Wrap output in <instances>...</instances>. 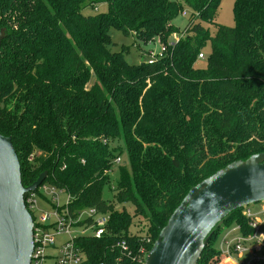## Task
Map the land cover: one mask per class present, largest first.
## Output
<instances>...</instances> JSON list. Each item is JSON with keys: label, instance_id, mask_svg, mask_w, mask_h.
<instances>
[{"label": "trees", "instance_id": "obj_1", "mask_svg": "<svg viewBox=\"0 0 264 264\" xmlns=\"http://www.w3.org/2000/svg\"><path fill=\"white\" fill-rule=\"evenodd\" d=\"M220 1L0 0V134L11 138L24 186L46 172L71 209L108 214L109 234L76 239L90 264H140L139 248L150 249L192 186L264 152V0H234L233 26L214 22ZM101 3L105 12L83 13ZM182 12L180 33L172 21ZM110 29L157 38L163 54L130 63L109 48ZM122 150L129 168L119 166L111 191L133 214L102 198ZM243 209L212 229L197 264L215 256L224 228L252 232ZM121 237L130 257L115 246Z\"/></svg>", "mask_w": 264, "mask_h": 264}, {"label": "water", "instance_id": "obj_2", "mask_svg": "<svg viewBox=\"0 0 264 264\" xmlns=\"http://www.w3.org/2000/svg\"><path fill=\"white\" fill-rule=\"evenodd\" d=\"M4 30L0 31V44ZM10 136L0 134V264H29L32 217L23 201L46 178L21 182ZM264 201V152L233 161L192 186L148 250L144 264H196L212 229L233 210Z\"/></svg>", "mask_w": 264, "mask_h": 264}, {"label": "built area", "instance_id": "obj_3", "mask_svg": "<svg viewBox=\"0 0 264 264\" xmlns=\"http://www.w3.org/2000/svg\"><path fill=\"white\" fill-rule=\"evenodd\" d=\"M182 15L186 13L182 12ZM163 51V47L158 52L151 51L147 59L151 62L161 57ZM198 58H204V54L199 53ZM115 161L120 162V157ZM63 194L67 195V201L61 204L60 198ZM23 201L33 222L29 264H90L76 239L86 236L101 238L109 234L106 227L109 217L107 213H99L95 208L78 211L71 209L70 194L47 182L46 178L34 190L24 193ZM260 204L262 206L259 211L251 209L250 205L244 206L242 214L252 232L243 235L237 225L239 233L233 237L226 235L222 238L217 253L211 259L212 264H222V255L226 254H249L246 260H239L240 264H264V235L261 233L264 224V201ZM82 227L89 229V233L74 237V231ZM59 238L62 241L58 244ZM115 246L121 255L130 257L132 249L127 239L119 238ZM147 252L144 247L139 248L136 255L138 263L144 264Z\"/></svg>", "mask_w": 264, "mask_h": 264}, {"label": "rangeland", "instance_id": "obj_4", "mask_svg": "<svg viewBox=\"0 0 264 264\" xmlns=\"http://www.w3.org/2000/svg\"><path fill=\"white\" fill-rule=\"evenodd\" d=\"M233 4H234V0H221L220 5H219L218 10H217V13H216V16H215V19H214V22L217 24H222V25H226V26H233L235 23L234 22V15H233ZM106 9H107V5L105 3H101V4L97 5L96 9L91 8V7L85 8L83 10V13L84 14H94V13H98V12H105ZM172 22L175 26L178 27V29L181 33L183 31L184 27L186 26L187 22H188L187 15L183 16L180 14ZM207 27L209 28L210 35L213 36L215 33V28H216L215 25L209 24ZM178 35H179V33L176 34L174 36V38ZM110 36H111L112 43L110 44L109 48L113 51H119L120 49L124 50L126 60L130 63H133V64H137V63H140L142 61H146L151 51L158 52L161 48V44L159 43L157 38L152 40L151 41L152 43H149V42L144 43V42H141L139 40H135V38H134L135 36L133 33H129L128 35H125L121 31L116 30V29H110ZM202 51H203L204 55L209 53V51H210L209 42H207L206 46L203 48ZM196 65H197V67L204 68L206 65L205 59H197ZM119 156L121 159L120 162H116L113 160L111 171L109 173L110 183L108 185L104 186L103 192H102V198L105 201L112 202L115 208L122 209V207H124L128 213L133 214V206L129 203L125 204V205L118 204L113 199V194L111 191V189L113 187H115L116 182L119 179V166H125V167L129 168V162H128V157H127L126 151L122 150ZM60 200H61V204L66 202L67 201V195L63 194L61 196ZM260 203L261 202L252 203V204H250V208L253 210H257L259 208ZM134 225H135V227H132V229H131V231H134V233H140V230L144 226L143 222L141 221V218H135ZM263 227H264V224H263ZM88 233H89V229L82 227V228H79L76 231H74L73 236L76 237V236H79L82 234H88ZM61 239L62 238L58 239V241H57L58 244L61 243V241H62ZM221 239H222V236H220L217 239V245L220 244L219 242L221 241ZM204 248H205V246H204ZM204 248H203V250H204ZM203 250H202V252H203ZM202 252H201V254H202ZM51 255H53V254H51ZM213 256L214 255H212L209 258L207 264H212L211 259L213 258ZM241 259L246 260L247 258L244 257ZM197 263H198V261H197Z\"/></svg>", "mask_w": 264, "mask_h": 264}, {"label": "crops", "instance_id": "obj_5", "mask_svg": "<svg viewBox=\"0 0 264 264\" xmlns=\"http://www.w3.org/2000/svg\"><path fill=\"white\" fill-rule=\"evenodd\" d=\"M261 204L259 205V208L257 209V210H255V211H259L260 210V208H261ZM239 232H238V229H237V224H232V225H230L229 227H226V228H224L223 230H222V232H221V234H220V236H222V238L223 237H225L226 235H230V236H236L237 234H238ZM261 233H263V235H264V227H263V225H262V227H261ZM219 236V237H220ZM222 240V239H221ZM221 242V241H220ZM219 242V243H220ZM219 245L220 244H218L217 245V242H216V249H218V247H219ZM248 255L249 254H242V255H240V254H231V255H222V260H223V263L222 264H240L239 263V260L241 259V258H247L248 257ZM242 256V257H241Z\"/></svg>", "mask_w": 264, "mask_h": 264}]
</instances>
